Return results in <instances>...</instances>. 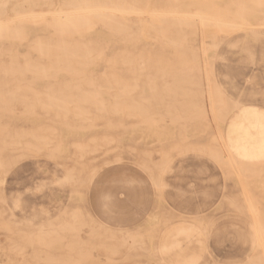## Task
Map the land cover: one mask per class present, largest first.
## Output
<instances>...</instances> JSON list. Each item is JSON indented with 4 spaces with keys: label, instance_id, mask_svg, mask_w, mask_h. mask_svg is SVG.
Returning <instances> with one entry per match:
<instances>
[{
    "label": "rangeland",
    "instance_id": "obj_1",
    "mask_svg": "<svg viewBox=\"0 0 264 264\" xmlns=\"http://www.w3.org/2000/svg\"><path fill=\"white\" fill-rule=\"evenodd\" d=\"M246 105L264 0H0V264H264Z\"/></svg>",
    "mask_w": 264,
    "mask_h": 264
},
{
    "label": "crops",
    "instance_id": "obj_2",
    "mask_svg": "<svg viewBox=\"0 0 264 264\" xmlns=\"http://www.w3.org/2000/svg\"><path fill=\"white\" fill-rule=\"evenodd\" d=\"M238 112L231 118L228 127L226 128V140L230 142H244V141H252L253 143L259 144V140H261V148L254 149V154H262L264 152V120L258 122V126L255 125V122H252L249 117L245 118V116H249L248 113L242 114L241 119L239 118V114L241 110H261L256 106L246 105L239 106ZM238 120V121H237ZM262 127V128H261Z\"/></svg>",
    "mask_w": 264,
    "mask_h": 264
},
{
    "label": "bare ground",
    "instance_id": "obj_3",
    "mask_svg": "<svg viewBox=\"0 0 264 264\" xmlns=\"http://www.w3.org/2000/svg\"><path fill=\"white\" fill-rule=\"evenodd\" d=\"M202 1V0H201ZM174 2V1H173ZM218 7V6H217ZM219 8V7H218ZM207 10V9H206ZM205 12V11H204ZM218 12V11H217ZM61 17V16H60ZM235 17V16H234ZM201 19H204V20H207V19H205V18H201ZM16 20V19H15ZM204 20H202V21H204ZM225 20V19H224ZM208 21H210V18L208 19ZM211 21H215V20H211ZM37 22V21H36ZM217 22H219V21H217ZM220 22H222V21H220ZM225 22V21H224ZM228 22V21H227ZM226 22V23H227ZM230 23V22H229ZM229 23H227L228 25H229ZM230 25H231V23H230ZM232 26H235V24L233 23L232 24ZM227 27V26H226ZM223 29H225V28H223ZM224 31V30H223ZM78 33V32H77ZM59 35V34H58ZM192 35V34H191ZM190 35V36H191ZM195 35V34H194ZM62 41V40H61ZM182 42V41H181ZM106 49V48H105ZM90 60V59H89ZM88 61V60H87ZM106 95V94H105ZM107 97V96H106ZM211 99V98H210ZM195 112V111H194ZM241 113L239 114V118L241 119V116H243L242 114H244V113H248L249 114V116H245V118H247V117H249L250 119H251V121L252 122H254V121H257V122H255V123H258V122H261V121H263L264 120V111L263 110H260V111H245V110H241L240 111ZM161 114V113H160ZM201 114H203V113H201ZM245 115V114H244ZM149 117V116H148ZM257 117V119H255ZM180 119V118H179ZM200 119V118H199ZM175 120H178L177 118L175 119ZM238 121V120H237ZM200 124V123H199ZM262 128V127H261ZM193 131V130H192ZM263 138H264V135H263ZM257 157V158H256ZM256 157H253V160L252 161H249L248 160V164H253L254 162L256 163L257 161H259V160H261V159H264V152L262 153V155H261V157H259L258 158V156H256ZM242 161H244V160H242ZM262 161V160H261ZM236 162V161H235ZM239 162V161H238ZM243 163V162H242ZM256 231V230H255ZM254 231V232H255ZM257 232V231H256ZM257 234V233H256ZM262 237V236H261ZM150 249V248H149ZM247 262V261H246ZM235 263V262H234ZM236 264V263H235ZM246 264V263H245Z\"/></svg>",
    "mask_w": 264,
    "mask_h": 264
}]
</instances>
